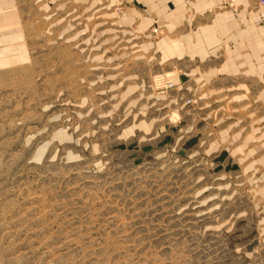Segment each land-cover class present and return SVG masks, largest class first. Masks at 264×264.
Instances as JSON below:
<instances>
[{
  "label": "rangeland",
  "instance_id": "obj_1",
  "mask_svg": "<svg viewBox=\"0 0 264 264\" xmlns=\"http://www.w3.org/2000/svg\"><path fill=\"white\" fill-rule=\"evenodd\" d=\"M90 16L88 0H0V264H264V214L203 151H184L182 120L195 97L167 71H150L144 87L178 98L180 114L158 112L182 121L176 151L146 149L156 142L145 140L99 159L57 141L106 125L111 79L89 85L90 64L104 69L96 75L133 64L131 53L91 61L105 28ZM161 75L174 86H158Z\"/></svg>",
  "mask_w": 264,
  "mask_h": 264
},
{
  "label": "crops",
  "instance_id": "obj_2",
  "mask_svg": "<svg viewBox=\"0 0 264 264\" xmlns=\"http://www.w3.org/2000/svg\"><path fill=\"white\" fill-rule=\"evenodd\" d=\"M88 1L94 27L105 28L97 30L98 52H93L91 61L131 53L133 64L125 72L118 73L115 66L98 75L104 69L90 64L94 79L89 85L111 79L102 89L109 100L104 108L106 125L97 131L90 128L89 133L81 128L79 136L64 132L57 141L99 159L109 149L135 150L145 140L156 142L146 149L176 151L183 121L184 151H203L217 169L231 174L234 191L248 188V201L257 205L259 219L264 214V25L253 20L258 0ZM121 4L124 12L119 15L114 6ZM132 26L138 33L125 36L129 32L125 28ZM155 29L159 37L151 39ZM118 39L130 45L129 50L113 45ZM150 71H167L182 96L195 97L193 109L188 107L182 121L167 120L169 109L158 114L180 104L177 97L145 89ZM118 76L122 78L115 81ZM98 100L99 96H91L92 104ZM178 114L174 110L172 116ZM261 219L264 222V216Z\"/></svg>",
  "mask_w": 264,
  "mask_h": 264
},
{
  "label": "built area",
  "instance_id": "obj_3",
  "mask_svg": "<svg viewBox=\"0 0 264 264\" xmlns=\"http://www.w3.org/2000/svg\"><path fill=\"white\" fill-rule=\"evenodd\" d=\"M264 0H260L258 3V12L254 16L253 20L257 23H262L264 25ZM156 82L158 86H165L166 88H170L174 86V83L171 80L165 78L164 75H161L156 78ZM190 102V101H189Z\"/></svg>",
  "mask_w": 264,
  "mask_h": 264
}]
</instances>
